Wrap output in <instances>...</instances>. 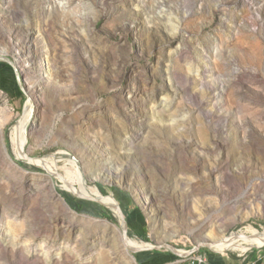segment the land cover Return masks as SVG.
Masks as SVG:
<instances>
[{
  "label": "rangeland",
  "instance_id": "1",
  "mask_svg": "<svg viewBox=\"0 0 264 264\" xmlns=\"http://www.w3.org/2000/svg\"><path fill=\"white\" fill-rule=\"evenodd\" d=\"M0 54L37 106L26 143L27 94L5 130L0 264L248 263L264 248L243 242L264 232V0H0ZM26 153L73 167L102 203ZM237 232L246 253L213 246ZM201 242L191 257L128 249Z\"/></svg>",
  "mask_w": 264,
  "mask_h": 264
},
{
  "label": "bare ground",
  "instance_id": "2",
  "mask_svg": "<svg viewBox=\"0 0 264 264\" xmlns=\"http://www.w3.org/2000/svg\"><path fill=\"white\" fill-rule=\"evenodd\" d=\"M0 55L6 56L4 54H0ZM14 64L18 67V70H19L20 78L18 79V83H19L20 88H21V85H23V83H22V74H21L19 66L15 62H14ZM47 70L51 71L52 69H48L47 68ZM29 96H30V98H29V101L27 103L29 108L21 116V118L19 120V127L21 128L20 134H22L23 138H25L24 143H26V141H27V138H28V135H27L28 134V127L31 124L32 119H31L30 123L26 127H22V124H23V126H25V124H27V121L30 119V117L32 118V116L34 114V111H35V109L37 107V106H35L34 107L35 109L33 108V100L31 99L32 97H31L30 94H29ZM3 114H6V111ZM12 139H13L14 143L17 144L18 136L16 135ZM19 144H20V148H18V147L15 148V152H16L17 158L24 157L23 154L20 152L22 150V148H21L22 141H20ZM46 159H47V161H49V158H46ZM47 161H42V163L45 162L47 165H51V166L53 165V164H51L50 162H47ZM68 163L77 164L75 159L66 161L65 165H68ZM53 166H56V167L59 168L58 163H54ZM64 176H65V178L67 179V181L70 184H82V185L85 186L86 191L89 194H91L92 196L97 197L99 199L101 198V194L99 193L98 189L96 190V189L90 188V186L87 184L86 179L83 177L82 173H79L73 167L66 166L65 167ZM65 185H67V184H65ZM104 204H106L108 206H111L108 203H104ZM244 232H245L244 235H243L244 239H243V237H239L237 234L230 235V236H226L223 242L214 243L213 246L214 247H227V249H229V250L240 251L242 253H246L247 251L250 250L251 246H246V245L242 244L241 243L242 239H243L244 243L251 242V245H255V244L259 245L260 243L264 242V232H261L260 230H258L254 226H251V225L248 226ZM134 246L135 247H144V246H148V245H134Z\"/></svg>",
  "mask_w": 264,
  "mask_h": 264
},
{
  "label": "water",
  "instance_id": "3",
  "mask_svg": "<svg viewBox=\"0 0 264 264\" xmlns=\"http://www.w3.org/2000/svg\"><path fill=\"white\" fill-rule=\"evenodd\" d=\"M0 61L5 62V63L9 64L10 66H12L14 68L15 72H16L17 79L20 78V74H19L18 67L14 64V62L12 61L11 58H9L7 56L0 55ZM21 90H22V92L24 94H27L29 96V93H28L27 89L25 87H23V85H21ZM28 108H29V106L26 105L24 107L23 113H25ZM18 123H19V121H17V126H18ZM25 158L30 159V160H32V159L33 160L40 159L42 161H43V159H45L44 157H32V156H29L27 153L25 154ZM53 158L54 159H57L56 157H53ZM36 165L41 166L42 169H44L45 171H47L48 174L50 176H52L53 178L58 179V180L64 182L68 186H72L67 181V179L65 178V176L63 174H61L60 172H58V170H56L55 172H53L52 170H50L47 167V165H46L45 162L43 164H41V165L40 164H36ZM74 187H76V186H74ZM78 188L79 187H76V189H78ZM76 196L78 198H80V199L89 200V201H93V202H97V203H102V201L99 198L94 197V196H89V195L83 194L81 191L80 192H77ZM103 205H104V207H107V208H109V209L112 210V208L110 206H108L106 204H103ZM113 207L117 210V212L119 213V216H120V218L122 220L121 227H122V231H123L124 243L127 244L129 242L128 241L129 240V224H128V221L126 219L125 213H124L122 207L119 206L117 203ZM235 234L241 235L240 232H237ZM201 247L211 248V246H210L209 243H207V242H201V243H198L194 248H192L189 251H182L181 249H179L176 246H174L172 244H169V243L158 244V245L151 244V245L144 246V247H129L128 249H129V252H131L133 254H138L140 252L155 251V250H161L162 248H166L168 251H171L172 253H174L177 256H180V257H186V256L187 257H191V256L195 255V253L197 251H199L201 249Z\"/></svg>",
  "mask_w": 264,
  "mask_h": 264
},
{
  "label": "crops",
  "instance_id": "4",
  "mask_svg": "<svg viewBox=\"0 0 264 264\" xmlns=\"http://www.w3.org/2000/svg\"><path fill=\"white\" fill-rule=\"evenodd\" d=\"M0 89H4L6 90L10 96H11V101H12V105L15 109H19L23 106V102H24V97L21 93V88L20 85L18 83V79L16 76V72L14 70V68L10 65H5L2 63V61H0ZM5 106L6 108L10 109V111L12 112V117L10 118V120H8L3 128V122L0 118V165L3 166L4 162H7L8 164H10L8 158H6L5 154H4V149H3V145L4 147L7 149V153L9 155V141L6 135V128L9 124L12 123L13 117L15 115V112L11 110V108L9 107V105H0ZM31 119V117H30ZM29 119V120H30ZM28 120V121H29ZM31 121V120H30ZM17 134H14V136H16ZM12 137V138H13ZM13 141V139H12ZM14 143V141H13ZM15 144V143H14ZM248 263L245 264H264V248L260 249V250H256L255 252H253L249 257H248ZM229 264H244L243 262H231Z\"/></svg>",
  "mask_w": 264,
  "mask_h": 264
},
{
  "label": "trees",
  "instance_id": "5",
  "mask_svg": "<svg viewBox=\"0 0 264 264\" xmlns=\"http://www.w3.org/2000/svg\"><path fill=\"white\" fill-rule=\"evenodd\" d=\"M1 63V62H0ZM3 64H5V65H7V63H5V62H2ZM9 65V64H8ZM21 93L23 94V92L21 91ZM98 185V184H97ZM76 187H79V186H76ZM76 187H74V188H72V189H76ZM98 187H99V189H100V191L104 194V195H106L107 193H106V191L104 190V188L101 186V185H98ZM62 188L63 189H70L71 187H69V186H66L65 184L64 185H62ZM78 190H80V191H83V192H85L81 187H79L78 188ZM107 198L109 199V201L113 204L114 202L112 201V199H111V196H108L107 195ZM96 206L100 209V208H104L103 206H100V205H98V204H96ZM77 208L79 209V210H81V211H86L85 210V208L82 206V204H80V203H78L77 204ZM101 209V210H102ZM102 215H104L106 218H108L109 220H112V221H114V222H116V218H115V216L113 215V213L110 211V210H108L107 212H103V214ZM144 230L146 231V229L144 228ZM146 241H149L150 239L148 238V236H147V234H145V236L143 237ZM167 255H169V254H167ZM182 264H199L197 261H195V262H192V261H190V262H185V263H182Z\"/></svg>",
  "mask_w": 264,
  "mask_h": 264
},
{
  "label": "built area",
  "instance_id": "6",
  "mask_svg": "<svg viewBox=\"0 0 264 264\" xmlns=\"http://www.w3.org/2000/svg\"><path fill=\"white\" fill-rule=\"evenodd\" d=\"M11 103H12V101H11L10 94L4 89H0V105H5V104L9 105L11 110L16 112V109L13 107V105ZM27 103H26V105H27ZM191 261L192 262L197 261L199 264H206V261L203 258H196L195 260H191Z\"/></svg>",
  "mask_w": 264,
  "mask_h": 264
}]
</instances>
